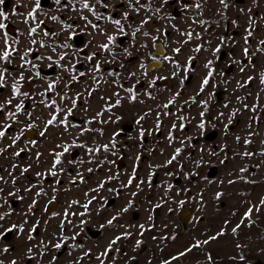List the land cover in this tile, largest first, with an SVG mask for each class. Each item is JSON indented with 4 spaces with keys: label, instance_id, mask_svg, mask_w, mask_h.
<instances>
[{
    "label": "rangeland",
    "instance_id": "1",
    "mask_svg": "<svg viewBox=\"0 0 264 264\" xmlns=\"http://www.w3.org/2000/svg\"><path fill=\"white\" fill-rule=\"evenodd\" d=\"M117 1L127 6L121 10V16L128 12L134 17V21L122 23L128 35H124L126 41L117 54L101 53L98 61L96 58L84 60L86 77L67 94L59 107L63 111L56 113L57 108L52 103H48L50 107L33 110L29 123L38 130V140L28 148V157L23 163L30 162L32 155H36L31 167L33 180L28 187L31 191H25L27 183H22L17 197L23 199L17 208L8 210L12 211L11 216L0 221L4 228L12 223L23 224L24 232L15 231L9 243L0 240V260L3 264H10L12 260L18 264H77V261L79 264H264V204L261 203L264 200V85L260 83L264 74V52L257 51L264 48L259 43L264 40V0H227V9H223L219 0H200L202 11L192 8L175 19H172L171 9L174 6L181 9L178 0H170L156 15L144 10L137 14L128 7L129 0H112V5ZM184 2L192 4L194 0ZM141 3L147 4L148 0ZM160 4L161 0H151L152 8ZM146 15L152 19L133 42L131 32ZM102 16L98 23L100 29L108 35H121L117 27ZM165 16L167 18H162ZM194 19L208 23L201 26L193 23ZM245 29L253 33L248 45L244 43ZM189 30H193V39L184 43L187 37L181 33ZM83 31L88 42L92 40V47L100 50L99 45L106 41V36L85 24ZM143 31H148L150 36L145 37ZM166 31H169L167 35ZM195 33H200L202 39H196ZM152 37H157L156 41L165 46L163 57H171L186 66L188 58L193 57L190 71L178 70L162 57L163 66L145 75L140 63L145 64L153 57ZM220 37L225 41L220 52L213 56L212 49L221 44ZM198 45H202V50L195 52ZM246 46L250 49L251 64L243 54ZM125 48L131 52L130 56L123 52ZM174 48H180L181 52L174 53ZM232 57L241 63H233ZM209 60L213 61L210 67L214 75L200 92L201 81L209 71L205 67ZM69 63L67 60L63 70L66 80L58 76L51 81H69L73 77L68 71ZM95 63L101 67L108 65L110 70L100 76ZM113 65L116 66L114 72ZM242 65H248L243 73L239 70ZM173 72L178 74L173 76ZM159 76L172 78L173 84L154 93L149 84ZM249 76L253 77L250 82L238 86V82L243 84ZM133 85L136 86L135 101L125 91ZM219 88H223L227 96L213 106V93ZM33 90V99L44 102L43 92ZM174 96L175 102L165 108ZM118 98L120 104L116 105ZM73 99L81 100V106L73 108ZM202 102H206V106ZM69 108H72L71 115H67ZM155 112H158V135L151 136L150 142L144 144L138 130L150 135ZM201 112L205 113L203 117ZM97 113L102 115L97 116ZM52 114H57V120L46 127ZM137 115H140L139 124L135 121ZM77 119L82 122L78 123ZM201 122L203 129L198 127ZM132 123L135 124L131 134L134 143L128 149L122 145L118 132L125 124ZM210 129H216L218 137L214 142L205 143L202 135ZM41 132L45 134L42 136ZM245 140L250 142L245 143ZM65 146L69 148L67 152H64ZM177 148L181 152L176 160L166 164ZM142 150L145 158L137 160ZM122 151H127L126 167L117 169L116 161ZM57 153L63 155L53 169ZM134 169L137 176L130 186L128 178L133 176ZM50 170L57 175H51ZM155 173H158V183L154 186L151 179ZM34 199L37 203L28 213V205ZM52 199L59 204L50 213L45 207ZM89 200L91 203L85 209L83 205ZM182 206L193 210L185 229L177 216ZM154 207H158L156 215H153ZM124 208L128 211H122ZM249 209L252 211L245 217ZM25 213L28 214L25 216ZM113 217L116 219L109 225L107 222ZM37 222V231L32 233L34 238L28 240L29 230ZM237 225L240 226L237 228ZM233 228H236L235 233ZM221 231L224 234L217 235ZM117 236L121 239L102 256L109 242ZM213 236L217 238L210 240ZM62 237L67 239L61 241ZM205 240L208 243H203ZM58 241L62 242L59 250L52 246ZM137 241H141L139 246ZM9 244L13 245V250L4 253L2 250ZM29 248L31 254L27 251Z\"/></svg>",
    "mask_w": 264,
    "mask_h": 264
},
{
    "label": "flooded vegetation",
    "instance_id": "2",
    "mask_svg": "<svg viewBox=\"0 0 264 264\" xmlns=\"http://www.w3.org/2000/svg\"><path fill=\"white\" fill-rule=\"evenodd\" d=\"M88 3L94 5V11L96 13L100 12L102 15H105L106 19L110 15L114 19H121L122 23L126 24L120 14L121 10H125L127 7L122 1L115 2L114 8H105L102 6L99 7V4H96V0H88ZM104 3L112 6V0H104ZM32 7H34V0H4V3L0 4V11H3L5 16L7 17V19H5L4 17H0V22L6 25L5 29L0 30V51H3L5 48V33H7L8 44L10 48L15 47L16 49H18L20 54H22L27 49H32V52L26 57V59L31 63L27 64L25 68L20 67L23 61L19 59L17 53H13L11 64L0 61V69L6 68L8 70L5 73L6 86L0 88V104H3L6 100L11 98L12 83L19 78L21 72H23L25 79L20 82V90L21 92L29 93V96L27 97L22 95L17 96L12 100L11 105H6L3 110H0V130L6 132L5 137L0 139V149H5V151L0 153V177H2L1 174H5L6 176L3 177V180L7 181L6 184L0 181V188L4 189L3 193H0V204H4L5 199H7L8 201L7 204H4L3 207H0V213L8 212V210H13L17 208L20 203V199L17 196H8V192H17V190H22L20 189V185L25 182L27 183L28 188L30 186L29 183H31V180H33L31 175V167L33 165V159L36 157V155H32L30 162L27 160L25 162L26 164H23L28 157V148L30 146L32 147L38 140V130L35 129L34 125L31 128L28 127V125H32L29 122L31 116L33 115V110L37 107L43 108L45 106V103L51 104L53 100H55V108L60 107L64 100H66L67 94L73 90L78 82L82 81L86 77V73L84 72V60H86L87 57L92 55L93 53L96 54L94 57L96 58V61H98L101 53H104L105 55H112L113 53L117 54V50L120 49V45L124 41H126L124 35H118L116 36L117 39L115 41V45L110 46V52H106L101 48L100 50L98 48H93L91 44L92 40L89 39L90 42H88V39L86 38L83 31V24H85V27H88L90 25L87 24V21L80 19V16L83 15L87 17L88 21H91L92 24H98L100 20H97L96 16L93 15L92 12L86 9H82L81 3H79L78 0H72V2H70V0H61L60 5L55 4V0H41V9H39L34 14L35 20L27 17V13L31 10ZM182 12V8L178 9L176 8V6L171 9V14L174 17L178 16ZM52 16L57 17V20H52ZM26 19L28 20L27 23L24 22ZM39 21H43L44 23L38 27L37 34H33L31 36L28 35L29 28L37 27ZM127 21H134V17L129 14V19ZM69 25H71L72 27L69 28ZM44 31H48L49 33H57L58 35L45 36ZM168 33L169 31H166V35ZM70 35L72 36V39H68ZM33 39H35L38 43L32 44L31 41ZM14 40L16 41V43H13ZM40 41H43L46 46L40 47ZM65 42H67L71 46L68 48L60 47ZM104 43H107V39ZM154 43L155 45L157 43L160 45L162 49L161 53H155V47H153ZM53 47H55V51H53ZM160 47H158V51H160ZM165 52V46L161 41L158 40L152 43L151 54L152 56L156 57V60H153L151 57L145 62V65L147 66L150 61H159L160 63L157 67L147 69V73H150L151 71L156 69H160L163 66L162 57L163 55H165ZM60 55H64V60H59ZM38 56H51L52 61H58V63L53 64L52 61H49L48 59H37L36 57ZM67 60H70L71 62L68 65L69 74L75 76V80L71 78L69 81H65V72H63V70L65 68ZM33 64L36 65L35 68L32 67ZM50 64L52 65L51 67L49 66ZM96 64L97 63H95V65ZM109 70L110 67L108 65H104L101 67L98 74H100L101 76V74L107 73ZM112 71H116V66L113 65ZM37 72L39 73V75H36ZM80 73H84V75L81 76ZM58 76H63L65 80L60 79L51 81L52 78ZM159 77H163V79H159ZM159 77L155 79V83L151 85V90L154 91V93L159 89L170 87L173 84L172 78L168 76ZM50 83L54 84L55 87L51 91H46ZM133 86L130 88H133V91L135 92L134 88L136 86ZM34 88L37 89L36 92L41 91L44 93L42 97L44 99V102L35 101L33 99L35 96V94H33L35 93V91L33 90ZM220 91H224V97H221V93H219ZM226 96L227 93L223 88L216 89L213 93L212 105L215 106L216 104L221 103L225 100ZM47 99L49 101H46ZM40 100L42 99L40 98ZM21 102L23 103V111L18 113L15 119L7 117V113L15 112V105ZM81 102V100H76V105L81 106ZM28 113H30L31 115H28ZM50 118L51 116L48 118V120ZM135 118V121H137V118H140V115H137ZM155 119L156 120L154 123V127L149 128L151 131L150 135H147V133L143 130L144 135L143 137H141V131L138 130L140 141L144 144L148 143V141L150 142L151 136L158 135V112H155ZM77 122L81 123L82 120L77 119ZM5 124L10 125V127L4 129L3 125ZM230 127L232 128V126ZM134 128V123L125 124L122 130L118 132V136L119 138H121L122 145L128 149L134 143L131 137ZM211 131L216 132L213 140L210 139ZM16 136H20V139L16 140L15 144H13V140ZM217 137L218 131L216 129H210L203 133L202 140L205 143H210L214 142ZM10 145L11 147H9ZM16 152H19L20 155H14V153ZM75 153L76 151L74 152V154ZM138 155L141 160L142 158H145V153L143 152V150ZM126 156H128L127 151H122L116 161L117 169H123L126 167ZM60 158H62V156ZM13 165H15V167H13ZM24 168H28V171L22 172ZM9 173H12V175L9 176ZM136 176L137 175L135 173V177ZM13 179L16 180L15 184H13ZM151 183L154 184V186L158 183V173H155L153 175ZM8 186L12 187V189H9ZM58 204V200L52 199L46 204L45 210L51 213L56 209ZM157 211L158 207H154L153 215H156ZM2 231L3 229H0V232ZM14 235L15 230L11 233H5L4 236L0 237V240L9 243L13 240ZM8 247L10 250H13L14 248L12 244H9Z\"/></svg>",
    "mask_w": 264,
    "mask_h": 264
},
{
    "label": "snow or ice",
    "instance_id": "3",
    "mask_svg": "<svg viewBox=\"0 0 264 264\" xmlns=\"http://www.w3.org/2000/svg\"><path fill=\"white\" fill-rule=\"evenodd\" d=\"M70 2H72V0H70ZM78 2L81 3L82 9H86V10L92 12L93 15L96 16V19H97V20H100V19L104 18L101 14H98V13H96V12L94 11V5L89 4V3H88V0H78ZM169 2H170V0H161L160 7L152 8V6H151V0H148V3H147V4L141 3V0H135L134 3H133V0H129V2H128V7H129L132 11H135L137 14H140L141 10H144L146 13H147V12H151L152 15H156V14L161 13L163 7H164L165 5H167ZM178 2L181 4V8H182V10H183L184 12H187L189 9H192V8L196 9L197 11H202V7H203V6H202L200 0H194V3H192V4L185 3L184 0H178ZM3 3H4V0H0V4H3ZM60 3H61V0H55V4L60 5ZM219 3H220V5H222L223 9H227V8L229 7V4L227 3V0H219ZM96 4H99V5H101L102 7H105V8H109V7L114 8V7H115L114 5L110 6V5L106 4V3H104V0H96ZM39 9H41V0H34V7H32L30 11H28V13H27V17H28V18H31V19H33V20H35V15H34V14H35ZM241 11H244V10L241 9ZM248 11L250 12L251 9H249ZM14 14H15V13H14ZM221 14H222V13H221ZM0 17H4L5 19H7V17L5 16V14H4L3 11H0ZM162 18H167V16L162 17ZM51 19H52V20H57V17L52 16ZM80 19L87 21V24L90 25V26L93 28V30H100V31H101V34L106 36V38H107V43H103V44L99 45V47H100L102 50L106 51V52H110V51H111L110 46L115 45V41H116L117 37H116L115 35H108L106 32H103L102 29H100V25H98V24H92V22H91V21H88L87 17H85V16H83V15L80 16ZM107 19L109 20L110 23H112L113 25H115V26L117 27V30H118V32H119L121 35H125V36L128 35V33L125 32L124 25L122 24L121 19H114V18L111 17L110 15L107 17ZM122 19H123L124 21H127V20L129 19V14H128V12H124V13L122 14ZM151 19H152V16H150V15H146L145 18H143V19L141 20L140 25H139L138 27H136V28L131 32V36H132L133 42H134L135 39H136L137 33H140V32L142 31L143 27H144L145 25H147V24L151 21ZM172 19H175V17H172ZM249 19H251V17H249ZM24 22L27 23L28 20L26 19ZM43 23H44L43 21H39L38 24H37V27H30L29 30H28V35L31 36V35H33V34H37V29H38V27H39L41 24H43ZM193 23H198V24H200L201 26H203V25H205V24L208 23V22L205 21V20H203V19H200V20H195V19H194V20H193ZM233 24H236V21H233ZM68 27L71 28L72 26L69 25ZM173 27H175V25H173ZM5 28H6V25H5L4 23L0 22V30H3V29H5ZM156 31L159 32L160 29H156ZM245 31H246L247 34H246V36L244 37V43H245V45H248V44H249V37H251L253 33H252V31L249 30V29H245ZM44 35H45V36H50V35H51V36H56V35H58V34H57V33H49L48 31H44ZM143 35H144L145 37H147V36H150V33H149L148 31H143ZM181 35L187 37V39L184 41V43H188L190 40L193 39V35H194V33H193V30H189V31H187V32H182ZM195 38H196V39H202L200 33H195ZM4 39H5V48H4L3 51H0V61H4V62H7V63L11 64V63H12V56H13V53H17V55L19 56V59H20L21 61H23V63L20 65L21 68H25V66H26L27 64L31 63L29 60L26 59V57L32 52V49H27V50H25L22 54H20L19 51H18V49H16L15 47H11V48H10V46H9V44H8L7 33H5V37H4ZM68 39H72V36L70 35V36L68 37ZM152 39H153V41L155 42L156 39H157V37H152ZM224 41H225V38H224V37H220V42H221V44H220V45H217V47H215L214 49H212V54H213V56H216L217 53L220 52V50H221V45L224 43ZM13 43H16V41L14 40ZM31 43H32V44H36V43H38V42H37L35 39H33V40L31 41ZM259 43H260L261 45H264V40H261ZM39 44H40V47H45V46H46V45L44 44L43 41H40ZM70 46H71V45H69L67 42H65V43H64L63 45H61L60 47L68 48V47H70ZM141 47H147V45H141ZM153 47H155V43L153 44ZM9 49H10V50H9ZM55 50H56L55 47H53V51H55ZM201 50H202V45H198V46L194 49L195 52H200ZM172 51H173L174 53L179 54V53L181 52V49H180V48H174ZM257 51H258V52H264V48H258ZM123 52H124L126 55H129V56L131 55V52H129V50H128L127 48L123 49ZM243 54H244V56H245L246 58L249 59V63L251 64L252 61H251V57H250V49H249V47L246 46V47L243 48ZM95 55H96V54L93 53L92 55L88 56L87 59H88V60H92V59L95 57ZM113 55H115V53H113ZM253 55H254V54H253ZM36 58H37V59H48L49 61H52V57H51V56H49V57H39V56H38V57H36ZM64 58H65L64 55H60V56H59V60H64ZM152 59H153V60H156V57L153 56ZM163 59L171 61V62L175 65V67H176L178 70H179V69H182L185 73H187L188 71H190V64H191V61L193 60V57H189V58H188V65H187V66H186V65H180L179 62L174 61L171 57H168V56H164ZM232 62H233V63H237V64H240V63H241V61L236 60L235 57H232ZM52 63L55 64V63H58V61H52ZM212 64H213V61H212V60H209V61L205 64V67L208 68L209 71H208L207 75L203 78V80L201 81V84H200V92H203V91L205 90V87L209 84L210 79H211V78L213 77V75H214L213 69L210 67ZM49 66L51 67L52 65L50 64ZM247 66H248V65H242V66L240 67V69H239L240 72L243 73V72L245 71V68H246ZM252 66L254 67V64H253ZM32 67L35 68L36 65L33 64ZM140 68H141L142 70H145V75H147V66L144 64L143 61L140 63ZM100 69H101V66H100L99 63H97V64L95 65V70H96L97 72H99ZM7 71H8V70H7L6 68H4V69H0V88H3V87L6 86V77H5V73H6ZM108 74H109V75H113V73H108ZM177 74H178V72H173V73H172L173 76H176ZM36 75H39V73L37 72ZM80 75L83 76L84 73H80ZM117 75H118V74H117ZM132 75H134V74H132ZM221 75H223V73H221ZM185 78H187V77H185ZM24 79H25V77H24V75H23V72H21V74L19 75V78L16 79V80L12 83V96H11V98H9L8 100H6L3 104H0V110H3V109L5 108L6 105H11V104H12V100L15 99L17 96H21V95H22V96H25V97L29 96V93H27V92H21V90H20V82L23 81ZM72 79L75 80L76 77L73 76ZM159 79H163V77H159ZM252 79H253V77L249 76V77H248V80H247V81H244L243 84H241L240 82H238V86L243 87L245 84H247L248 82H250ZM138 83H139V81H138ZM154 83H155V80L151 81L150 84H149V86L151 87V85L154 84ZM183 83H184V81L181 80V84H182V85H183ZM260 83H261L262 85H264V74H261V77H260ZM54 87H55V85L52 84V83H50V84L48 85V88L46 89V91H51V90L54 89ZM66 87H67V85H66ZM134 87H135V86H134ZM125 91H127L128 93L131 94L130 99H131L132 101H135V100L137 99V96H136L135 92L133 91V88L125 89ZM41 95L43 96L44 93H41ZM115 95L118 96V93L115 94ZM179 95H180V93L177 92V93H176V96H179ZM238 99H239V98H238ZM174 102H175V96H174L172 99H170L169 102H168V104H165L164 107L167 108L169 104H172V103H174ZM202 103H205V106H206V102H202ZM52 104H53V105L55 104V100L52 101ZM119 104H120V99L118 98V99L116 100V105H119ZM45 106H46V107H50L51 105H49V104H45ZM72 106H73V108L76 106V100H75V99L72 100ZM113 106H115V105H113ZM226 106H227V105H226ZM245 107L247 108L248 105H245ZM254 107H255V106H253V108H254ZM22 111H23V103L21 102V103L15 105V112H8V113H7V117L15 119L16 115H17L18 113L22 112ZM61 111H63L62 108H59V107H58V108L56 109V113H59V112H61ZM71 114H72V108H69V109L67 110V115H71ZM165 114H168V113H165ZM204 114H205L204 112H201V113H200V116L203 117ZM28 115H31V114L28 113ZM67 115H66L65 119H67ZM100 115H102V113H97V116H100ZM146 115H147V114H146ZM221 115H223V113H221ZM233 115H235V112H233ZM118 119H119V118H118ZM141 119H143V117H141ZM181 119H183V118H181ZM56 120H57V114H52L51 118L47 121L46 127H47V125H51V124H53ZM90 122H91V121H89V123H90ZM61 123H63V121H61ZM229 123H231V119L229 120ZM137 124H139V121H137ZM9 127H10V125H8V124L3 125V128H4V129H7V128H9ZM28 127L31 128V127H33V125H28ZM172 127H173V129H175L176 125L173 124ZM180 127L183 128V127H184L183 124H181ZM198 127L201 128V129H203V128H204V123L201 122V123L198 125ZM225 127H227V125H226ZM158 129H159V123L157 124V130H158ZM86 130H87V129H86ZM44 134H45L44 132H41V135H42V136H43ZM5 135H6V132L3 131V130H0V139L4 138ZM143 135H144V131L142 130V131L140 132V136L143 137ZM168 138H169V140L173 139V137H172V135H171V132L169 133V137H168ZM19 139H20V136H16L15 139L13 140V144H15L16 140H19ZM189 139H190V138H189ZM237 140H239V137H237ZM249 142H250V141L245 140V143H249ZM9 147H11V145H10ZM103 147H104L105 150H107V146H106V145L103 146ZM68 150H69L68 146H65V147H64V152H67ZM3 151H5V149H0V153H2ZM90 151H94V150H93V149H90ZM180 152H181V149H180V148H177V149L175 150V153L172 155L171 159L168 160V161L166 162V164H171L174 160H176V158H177V156L180 154ZM14 155L19 156L20 153H19V152H16V153H14ZM62 155H63V153H57V154H56V159L54 160V163H53V169L55 168V166H56L57 164L60 163V157H61ZM246 155H250V153H246ZM136 159L138 160V159H139V156H137ZM13 167H15V165H13ZM27 171H28V168H24V169L22 170V172H27ZM89 171H91V169H89ZM242 171H243V170H242ZM50 174L53 175V176H56V175H57V173H56L55 171H52V170H50ZM134 174H135V169L133 170V176L130 177L129 180H128V185H131V184H132L133 179L135 178V175H134ZM11 175H12V173H9V176H11ZM37 175L40 176L41 173H37ZM149 179H151V177H149ZM0 181L4 182L5 184L7 183V181H4V180H3V177H0ZM15 183H16V180L13 179V184H15ZM230 183H231V181H230ZM102 186H103V185L101 184V187H102ZM126 186H127V185H126ZM137 187L139 188V185H137ZM3 191H4V189H3V188H0V193H3ZM18 191H19V190H17V192H8L7 195H8V196H18ZM25 191H31V188H26ZM37 195H40V193L38 192ZM86 195H87V194H86ZM132 195L135 196L136 193H132ZM218 196H219V194H218ZM18 198L21 199V200L23 199V197H18ZM7 203H8V201H7V199H5V200H4V204H7ZM36 203H37V201L34 199V200L32 201V203L28 205V213L32 212V210H33V208L35 207ZM72 203L75 204V203H77V201H73ZM90 203H91V200H89L87 204H84L83 207H84L85 209H87V208H88V204H90ZM261 203L264 204V200H262ZM4 204H0V207H3ZM181 204H183V202H181ZM130 206H131V201L129 202V207H130ZM122 211H125V212H126V211H128V208H124V209H122ZM170 211H171V209H170ZM251 211H252V209H249L248 212L245 213V217H248V215L251 213ZM28 213H25V216H26ZM83 214H84V213H81V215H83ZM11 215H12V211L4 212V213H0V221H4V220L6 219V217H9V216H11ZM65 216H67V212H65ZM115 219H116V217H113L112 219L108 220L107 223H108L109 225H111ZM24 223H25V224L28 223L27 219H25ZM38 223H39V222H37V224H33V225H32V228L29 230V232H28V236H27V239H28V240H32V239L34 238L33 235H32V233L35 232V231H37V225H38ZM81 223H84V222L81 221ZM239 226H240V225H237V228H238ZM101 227H103V225H101ZM0 228H3V231L0 232V237L4 236L5 233H11V232H13L14 230L17 231L18 234H21V233L24 232V226H23V224L12 223V224H11L9 227H7V228H4L3 224H0ZM141 228H143V225H141ZM61 231H63V221L61 222ZM232 231H233V233H235V232H236V228H233ZM223 234H224V232L221 231V232L218 233L217 235H223ZM126 235H127V234H126ZM216 238H217L216 236H213V237H210L209 239H210V240H214V239H216ZM66 239H67V237H62V238H61V241H62V240H66ZM72 239H75V236H73ZM120 239H121V237L117 236L115 239L111 240V241L109 242L108 247L105 249V251H104L103 253H101V255H102V256H106V255L108 254V252L111 250L112 245L116 244L117 241L120 240ZM61 241H58L57 243H55V244L52 245V246H53L55 249L59 250V249L62 247V242H61ZM140 243H141V241H137V245H138V246H139ZM203 243L206 244V243H208V241L205 240V241H203ZM41 244L43 245V242H41ZM195 246L198 247L199 244H197V245H195ZM9 250H10V249H9L8 247H5L2 251H3L4 253H7ZM27 251H28L29 254L32 253V249H31V248H29ZM189 251H190V249H189ZM42 254H43V253H42ZM84 255L87 256L88 253H85ZM181 255H183V253H181ZM31 258H32L31 255H29V259H31ZM55 259H56V257H53V260H55ZM81 259H82V258H81ZM97 259H99V257H97ZM241 259H243V257H241ZM0 264H3V261H2V260H0ZM10 264H18V261H16V260H12V261L10 262ZM77 264H79V261H77ZM101 264H103V262H101ZM165 264H167V262H165Z\"/></svg>",
    "mask_w": 264,
    "mask_h": 264
},
{
    "label": "water",
    "instance_id": "4",
    "mask_svg": "<svg viewBox=\"0 0 264 264\" xmlns=\"http://www.w3.org/2000/svg\"><path fill=\"white\" fill-rule=\"evenodd\" d=\"M158 47H160V45L157 43L155 45V53H161L162 52V49L160 47V51H158ZM159 61H150L148 64H147V69H150L152 67H157L159 65ZM219 93H221V97H224V91H220ZM221 99V98H220ZM216 100H219V99H216ZM215 134L216 132L215 131H211L210 133V139L213 140L214 137H215ZM213 170V169H212ZM212 170L209 172V174L212 173ZM178 219L180 220L181 222V225H182V228L185 229L188 225V223L190 222V220L192 219L193 217V210L190 208V207H187V206H182L179 210H178Z\"/></svg>",
    "mask_w": 264,
    "mask_h": 264
}]
</instances>
